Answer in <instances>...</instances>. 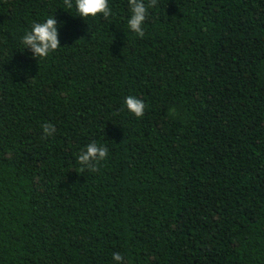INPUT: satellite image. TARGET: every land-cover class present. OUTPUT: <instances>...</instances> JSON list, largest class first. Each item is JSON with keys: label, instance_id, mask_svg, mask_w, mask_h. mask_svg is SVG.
Masks as SVG:
<instances>
[{"label": "trees", "instance_id": "obj_1", "mask_svg": "<svg viewBox=\"0 0 264 264\" xmlns=\"http://www.w3.org/2000/svg\"><path fill=\"white\" fill-rule=\"evenodd\" d=\"M109 7L0 0V264H264V0H157L143 36Z\"/></svg>", "mask_w": 264, "mask_h": 264}, {"label": "clouds", "instance_id": "obj_2", "mask_svg": "<svg viewBox=\"0 0 264 264\" xmlns=\"http://www.w3.org/2000/svg\"><path fill=\"white\" fill-rule=\"evenodd\" d=\"M157 0H128L130 17L127 20L128 27L131 31L139 36L144 35L143 24L148 17V10L156 6ZM64 5L71 9L75 6L77 13L83 17H96L102 14L107 18L111 15L109 0H64ZM23 45L27 46L34 57L46 58L51 52H54L60 47L58 39L57 21L51 16L44 22H36L31 26V30L26 32L22 39ZM124 105L127 110L136 117H142L145 111V103L136 96L128 95L124 99ZM45 138L53 135L56 131L55 126L51 123L42 125ZM108 155L106 146L98 145L95 141L88 143L85 150L81 151L78 156V161L83 167H87L91 171H97L96 165L103 161ZM112 258L117 264H123L124 257L115 252Z\"/></svg>", "mask_w": 264, "mask_h": 264}]
</instances>
